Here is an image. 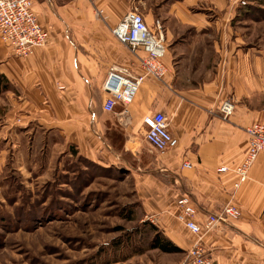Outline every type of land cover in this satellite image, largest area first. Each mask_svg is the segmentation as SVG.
<instances>
[{"label":"crops","instance_id":"0c3cea01","mask_svg":"<svg viewBox=\"0 0 264 264\" xmlns=\"http://www.w3.org/2000/svg\"><path fill=\"white\" fill-rule=\"evenodd\" d=\"M132 9L150 28L161 20L168 73L162 81L147 76L126 112L118 106L108 113L109 72L145 75L112 33ZM34 12L49 35L46 47L21 58L0 39L14 135L24 130L28 150L39 137L46 146L56 137L84 156L121 165L134 178L145 220L182 250L199 243L213 264H264V154L245 182L235 172L248 153L247 129L264 124V23L232 0H35ZM228 99L235 111L225 120L218 109ZM158 112L177 141L164 153L145 140L144 119ZM185 194L200 209L199 224L227 206L241 217L194 235L179 220Z\"/></svg>","mask_w":264,"mask_h":264},{"label":"rangeland","instance_id":"374dc122","mask_svg":"<svg viewBox=\"0 0 264 264\" xmlns=\"http://www.w3.org/2000/svg\"><path fill=\"white\" fill-rule=\"evenodd\" d=\"M236 6L264 23V0ZM263 32L258 35L264 38ZM8 108L4 93L0 264H191L189 251L149 250L153 224L145 220L134 178L121 165L84 156L56 137L49 146L39 137L28 150L24 130L14 135Z\"/></svg>","mask_w":264,"mask_h":264},{"label":"built area","instance_id":"2783aa9c","mask_svg":"<svg viewBox=\"0 0 264 264\" xmlns=\"http://www.w3.org/2000/svg\"><path fill=\"white\" fill-rule=\"evenodd\" d=\"M237 5L241 0H232ZM35 0H0V39L16 57L26 58L35 49L47 46L49 35L41 26L34 12ZM117 41L128 47L138 57L145 75L132 76L125 69H112L103 85L109 95L103 105L105 112L114 113L118 106L127 111L136 98L142 83L147 76L162 81L168 73L164 59L167 52L166 37L161 20L156 19L154 27L150 28L144 16L137 9L129 11L122 21L112 30ZM223 119H229L235 111L232 99L224 101L219 107ZM148 131L145 140L152 151L164 153L175 147L177 141L169 130V121L165 114L158 112L144 119ZM249 149L244 162L235 169L240 182H245L252 165L261 154H264V124L255 123L247 129ZM189 166V165H187ZM228 171L227 167L218 169L219 173ZM182 213L179 220L194 235L211 231L220 226L229 227L241 217L239 209L227 206L220 213H211L204 224L196 221L200 211L191 197L184 195L179 200ZM191 264H213L205 249L199 243L188 252Z\"/></svg>","mask_w":264,"mask_h":264},{"label":"trees","instance_id":"16d2710c","mask_svg":"<svg viewBox=\"0 0 264 264\" xmlns=\"http://www.w3.org/2000/svg\"><path fill=\"white\" fill-rule=\"evenodd\" d=\"M10 83L8 79L0 75V96L10 90ZM77 154V152H75ZM154 233V238L151 241L149 250H159L165 254H179L183 250L175 243L164 236L158 227L151 225Z\"/></svg>","mask_w":264,"mask_h":264}]
</instances>
